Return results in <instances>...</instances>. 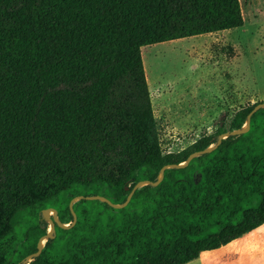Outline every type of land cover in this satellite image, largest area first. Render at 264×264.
I'll return each instance as SVG.
<instances>
[{"label":"trees","instance_id":"trees-1","mask_svg":"<svg viewBox=\"0 0 264 264\" xmlns=\"http://www.w3.org/2000/svg\"><path fill=\"white\" fill-rule=\"evenodd\" d=\"M242 26L239 0H0V264H187L263 224L264 108L152 185L257 104L163 153L141 49Z\"/></svg>","mask_w":264,"mask_h":264},{"label":"rangeland","instance_id":"rangeland-1","mask_svg":"<svg viewBox=\"0 0 264 264\" xmlns=\"http://www.w3.org/2000/svg\"><path fill=\"white\" fill-rule=\"evenodd\" d=\"M239 4V29L141 49L163 153L186 149L214 134L220 123L228 128L240 108L264 103V0ZM8 243L1 244L0 254Z\"/></svg>","mask_w":264,"mask_h":264},{"label":"crops","instance_id":"crops-1","mask_svg":"<svg viewBox=\"0 0 264 264\" xmlns=\"http://www.w3.org/2000/svg\"><path fill=\"white\" fill-rule=\"evenodd\" d=\"M187 264H264V223Z\"/></svg>","mask_w":264,"mask_h":264},{"label":"water","instance_id":"water-1","mask_svg":"<svg viewBox=\"0 0 264 264\" xmlns=\"http://www.w3.org/2000/svg\"><path fill=\"white\" fill-rule=\"evenodd\" d=\"M263 108H264V103L257 104V105L253 108V110L251 111V113H249V115L247 116V120H246V123H245V127L242 128L241 131H231V132H226V133H224V134L219 135V136H218V139H217V143H216L215 145H212V146L208 147V148L205 149V150H202V151H199V152H195V153L190 154V155L188 156L187 160L185 161V163H183V164H180V165H171V166H164V167L161 169V171H160V175H159L158 180H157L155 183H152V185H153V186H157V185L160 183V181L162 180L163 172H164L166 169L183 167V166H185L186 164H188L193 158H195V157H197V156H199V155H202V154H205V153H208V152L214 150V149H215V148L221 143V141L224 140L225 138H227V137H229V136L237 135V134H239V133H241V132H245V131H247L248 128H249V124H250V116L252 115V113L255 112V111L258 110V109H263ZM149 184H150L149 182H143V183H138V184H136V185L132 188L131 192L129 193V195H128L127 198H126V201H125L122 205H114V204H111L110 202H107V203H108L110 206L114 207V208H123V207H125V206L129 203V201H130V199H131L133 193H134L136 190H138L139 188H141V187L144 186V185H149ZM81 199H83L82 196L73 199V200L70 202V204H69L70 209H71L73 203H76L77 201H79V200H81ZM85 199H86V200H100V201H102V202H105V201H106V200H104L103 198H100V197H97V196H95V197H86ZM49 212H52L53 215L50 216V215H49ZM72 215H73V221H72L71 225H74V224L76 223V215H75L74 213H72ZM43 218L45 219V221H46L47 223H49V230L47 231V233H46L45 236H43V237H41V238L39 239V241H38V243H37V251H36L32 256L27 257V259H26V261H25L26 263H27V262H31L33 258L38 257V256L40 255V253H41V251H42V249H43V247H44V243L46 242V240H47L48 238H50V237L52 236V234H53V232H54V223H58V220H57V213H56V211L53 210V209H47V210L43 211ZM58 224H59V223H58ZM63 227H67V225H65V226H63Z\"/></svg>","mask_w":264,"mask_h":264}]
</instances>
